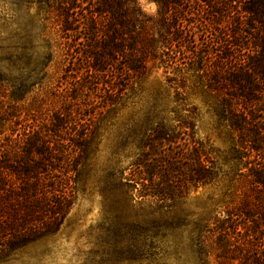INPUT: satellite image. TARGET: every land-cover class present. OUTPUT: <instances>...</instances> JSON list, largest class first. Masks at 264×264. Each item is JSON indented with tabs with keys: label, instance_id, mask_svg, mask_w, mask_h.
Instances as JSON below:
<instances>
[{
	"label": "trees",
	"instance_id": "16d2710c",
	"mask_svg": "<svg viewBox=\"0 0 264 264\" xmlns=\"http://www.w3.org/2000/svg\"><path fill=\"white\" fill-rule=\"evenodd\" d=\"M148 1L151 14L140 0H36L41 28L31 44L44 56L35 65L45 72L57 62L62 72L59 85L44 90L46 74L0 79V262L60 229L91 165L97 117L118 110L151 68H162L176 102L183 99L177 76L195 71L236 134L231 199L191 222L198 264H264V0ZM152 132L163 139L162 123ZM205 155L195 149V189L218 175ZM167 164L134 163L128 176L119 171L117 184L139 183L141 196L171 214L180 191L177 178L162 173ZM242 179L248 188L234 205ZM184 221L154 228L179 230Z\"/></svg>",
	"mask_w": 264,
	"mask_h": 264
},
{
	"label": "rangeland",
	"instance_id": "374dc122",
	"mask_svg": "<svg viewBox=\"0 0 264 264\" xmlns=\"http://www.w3.org/2000/svg\"><path fill=\"white\" fill-rule=\"evenodd\" d=\"M140 5L148 14L155 11L148 0H140ZM40 28L36 0H0V79L29 82L46 74L39 89L59 85L62 71L57 62L45 72L36 66L44 53L31 42L36 43ZM177 79L182 85L177 96L183 98L178 102L163 69L151 68L134 96L118 110L97 117L91 165L78 182L75 202L60 229L0 264H198L191 222L211 217L231 199L239 168L232 160L236 134L217 116L214 95L195 71L183 70ZM158 122L164 138L153 140ZM196 148L212 158L218 170L216 180L197 189L190 180ZM154 160L167 161L162 173L178 180L180 197L170 204L168 215L152 196H141L139 183L117 184L119 171L128 176L134 163ZM246 188L242 179L234 205ZM181 220L189 225L173 231L154 228ZM152 233L157 237L151 239Z\"/></svg>",
	"mask_w": 264,
	"mask_h": 264
}]
</instances>
